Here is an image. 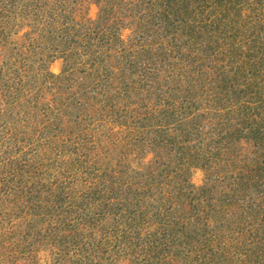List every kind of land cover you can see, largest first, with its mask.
Returning <instances> with one entry per match:
<instances>
[{"label": "trees", "instance_id": "obj_1", "mask_svg": "<svg viewBox=\"0 0 264 264\" xmlns=\"http://www.w3.org/2000/svg\"><path fill=\"white\" fill-rule=\"evenodd\" d=\"M0 264H264V0H0Z\"/></svg>", "mask_w": 264, "mask_h": 264}, {"label": "rangeland", "instance_id": "obj_2", "mask_svg": "<svg viewBox=\"0 0 264 264\" xmlns=\"http://www.w3.org/2000/svg\"><path fill=\"white\" fill-rule=\"evenodd\" d=\"M96 11H97V8L93 3H91V2L87 3L86 10H85L86 17L91 18V19L94 18L96 15ZM50 69L52 72L58 73L61 69V60L55 59L50 64ZM201 179H202V176H201L200 171H198V170L194 171L193 177H192L193 182L198 185V184H200Z\"/></svg>", "mask_w": 264, "mask_h": 264}]
</instances>
